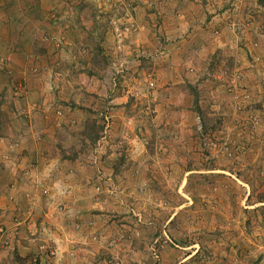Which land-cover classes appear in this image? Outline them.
<instances>
[{
  "label": "rangeland",
  "instance_id": "374dc122",
  "mask_svg": "<svg viewBox=\"0 0 264 264\" xmlns=\"http://www.w3.org/2000/svg\"><path fill=\"white\" fill-rule=\"evenodd\" d=\"M66 2L42 39L86 91H67L75 112L64 99L53 107L70 124L59 151L75 156L105 219L100 247L78 254L89 264H264V0ZM15 139L11 152L26 138ZM69 191L34 233L47 256L60 243L50 235L65 232Z\"/></svg>",
  "mask_w": 264,
  "mask_h": 264
},
{
  "label": "crops",
  "instance_id": "0c3cea01",
  "mask_svg": "<svg viewBox=\"0 0 264 264\" xmlns=\"http://www.w3.org/2000/svg\"><path fill=\"white\" fill-rule=\"evenodd\" d=\"M66 1L0 0V153L5 158L8 155V161H2L0 168V228L4 231L0 234V264H23L34 255L40 256L39 264H89L90 257L78 253L84 244L95 243L100 247L102 243L100 233L105 228L101 223L105 219L94 213L99 206L93 208L87 198L90 192L87 187L93 184L81 179L82 170L75 156L68 158L67 153L59 151L66 142L57 136L65 134L70 124L53 113L57 101L63 99L68 103L64 108L73 110L65 97L67 91L80 88L81 92L71 99L79 94L82 99L86 91L85 84L80 87L74 72L67 75L66 68L55 63L54 44L42 39L45 31L59 28L52 25L48 14L52 9H61ZM62 32L67 31L61 29ZM32 67L39 71L33 73ZM6 69L10 70L6 72ZM16 86L22 89L19 96L14 94ZM19 134H24L26 139L11 152L10 143ZM37 134L43 135V139H35ZM73 163L76 166L70 174ZM54 166L61 169H53ZM53 178L60 186L55 187ZM67 189L70 191L61 202L65 203L61 212L65 232L54 231L50 235L49 240L60 243L57 247L53 245L54 253L50 254L54 256L49 257L34 233L40 222L58 218L55 212L61 200L58 194ZM43 216L44 219L40 218ZM87 225L93 228L88 230Z\"/></svg>",
  "mask_w": 264,
  "mask_h": 264
},
{
  "label": "built area",
  "instance_id": "2783aa9c",
  "mask_svg": "<svg viewBox=\"0 0 264 264\" xmlns=\"http://www.w3.org/2000/svg\"><path fill=\"white\" fill-rule=\"evenodd\" d=\"M33 73H35V69H32ZM14 91L16 92L15 94H18L20 92H22V89L20 86H16L14 87Z\"/></svg>",
  "mask_w": 264,
  "mask_h": 264
}]
</instances>
